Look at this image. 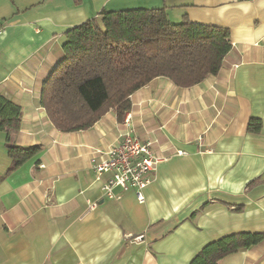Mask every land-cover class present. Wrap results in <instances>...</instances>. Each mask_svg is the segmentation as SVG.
<instances>
[{
    "label": "crops",
    "instance_id": "obj_1",
    "mask_svg": "<svg viewBox=\"0 0 264 264\" xmlns=\"http://www.w3.org/2000/svg\"><path fill=\"white\" fill-rule=\"evenodd\" d=\"M130 8L228 27L232 41L217 74L190 87L157 77L131 95L136 134L165 158L143 203L133 188L105 196L92 168L125 131L115 109L63 132L41 105L67 30ZM0 95L22 107L16 143L42 146L0 183V264H190L222 236L264 232V0H0ZM6 142L0 129V176ZM220 264H264V241Z\"/></svg>",
    "mask_w": 264,
    "mask_h": 264
},
{
    "label": "trees",
    "instance_id": "obj_2",
    "mask_svg": "<svg viewBox=\"0 0 264 264\" xmlns=\"http://www.w3.org/2000/svg\"><path fill=\"white\" fill-rule=\"evenodd\" d=\"M231 49L228 27L194 22L187 15L173 22L163 8L104 11L64 34L65 55L43 84L41 105L63 132L89 129L111 109L123 120L132 107L131 95L153 79L196 85L220 71ZM22 116L19 104L0 95V129L12 159L0 183L42 151L41 145L16 143ZM261 126L260 119L250 120V130ZM262 241L264 232L231 233L206 244L190 264H220Z\"/></svg>",
    "mask_w": 264,
    "mask_h": 264
},
{
    "label": "built area",
    "instance_id": "obj_3",
    "mask_svg": "<svg viewBox=\"0 0 264 264\" xmlns=\"http://www.w3.org/2000/svg\"><path fill=\"white\" fill-rule=\"evenodd\" d=\"M123 123L125 131L116 143L92 158L96 181H101V190L110 199L119 198L116 189L133 188L138 201L145 202L144 189L152 182V175L165 158L156 155L151 142L142 140L131 124V113L127 112ZM97 202L92 203L96 206ZM140 238V237H139Z\"/></svg>",
    "mask_w": 264,
    "mask_h": 264
}]
</instances>
